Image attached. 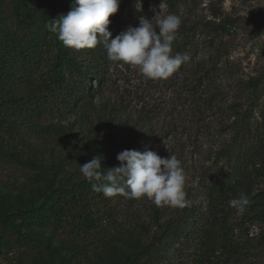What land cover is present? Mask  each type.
Wrapping results in <instances>:
<instances>
[{"label": "rangeland", "instance_id": "obj_1", "mask_svg": "<svg viewBox=\"0 0 264 264\" xmlns=\"http://www.w3.org/2000/svg\"><path fill=\"white\" fill-rule=\"evenodd\" d=\"M72 5L0 0V219L40 205L55 188L78 194L73 185L87 182L80 165L102 156L106 172L125 149L175 155L189 204L158 207L147 197L83 191L61 221H12L0 264H123L145 248L154 264H234L219 251L218 263L209 262L197 234L218 181L241 173L245 194L264 196V0H121L109 17L113 38L141 16L154 25L180 17L173 55L191 59L161 80L110 61L99 44L70 48L60 63L54 38L63 44L46 24ZM66 62L75 66L66 70ZM67 92L71 102H61ZM245 215L234 210L228 226L237 232Z\"/></svg>", "mask_w": 264, "mask_h": 264}, {"label": "clouds", "instance_id": "obj_2", "mask_svg": "<svg viewBox=\"0 0 264 264\" xmlns=\"http://www.w3.org/2000/svg\"><path fill=\"white\" fill-rule=\"evenodd\" d=\"M120 2L73 0L71 10L59 15V19H50L46 28L68 48L94 49L98 44L103 45L110 61L134 66L147 79H167L190 61L188 53L173 55V42L182 23L175 14L164 16L155 25L141 16L138 26L129 25L113 38L108 29L109 17L118 12ZM136 9L142 10L141 7ZM102 159L96 156L79 169L94 192L108 198L122 195L139 200L147 197L158 207L184 208L189 204L186 174L175 155L164 158L152 150L125 149L116 157L120 165L106 172L102 171ZM248 204L243 194L229 201V206L239 215L245 212Z\"/></svg>", "mask_w": 264, "mask_h": 264}, {"label": "trees", "instance_id": "obj_3", "mask_svg": "<svg viewBox=\"0 0 264 264\" xmlns=\"http://www.w3.org/2000/svg\"><path fill=\"white\" fill-rule=\"evenodd\" d=\"M54 41L57 54L63 59L60 63L70 59L72 55L70 48L65 47L64 45H58L56 38H54ZM67 63L68 62H66V64ZM74 66L75 65L71 62L65 65V68L68 70ZM62 67L63 66H61V68ZM57 71L58 72L55 73L56 76L53 81L60 84L63 77L60 78V76H58V73H60L59 71L61 70L58 69ZM82 86H84V88L86 87L85 82H83ZM69 93L70 92H67L63 98L61 97V102H71L72 98ZM239 179H241V173H236L233 180L223 179L210 188L208 201L209 215L205 223L202 225L203 227L200 234H197L198 243L202 250L201 254L205 256L209 262H212L210 259H214L215 257V261L218 263L217 257L219 256L215 255L216 251H219L218 255H220L221 258H224L226 262L234 259V264H264V196H257L255 198L247 196ZM76 187L78 194H74L75 192L71 193L67 189L55 188L50 194L46 195V199L40 205L1 218L0 251L2 247L1 241L3 238H6L9 231L8 228L12 221L14 222L16 219H20L21 224L30 221V219L42 221L45 218H51L53 221H61L62 213L63 211L65 212L64 208L73 201L72 199L74 198V195H77L76 199H78L82 196L83 191L94 192L88 181L84 182V184L80 186L81 188H79V185H73V189H76ZM241 194L247 196L249 204L246 206L245 210V221L237 224L238 230L236 232L234 230L235 227L228 226L226 220L228 214L235 210L229 206V201L234 198H239ZM217 210L223 212V218H221V216L216 218L215 213ZM245 222L258 226L256 234H249L250 232L248 231L247 226H245V228L243 226L246 224ZM14 225H16V223ZM195 230H197V227ZM175 232L176 234L180 233L181 228ZM147 249L148 248L140 250L133 256H127L123 264H154L152 259L147 257L149 255ZM205 253L211 256H208ZM202 257H199V259ZM142 260L143 262L141 263Z\"/></svg>", "mask_w": 264, "mask_h": 264}]
</instances>
